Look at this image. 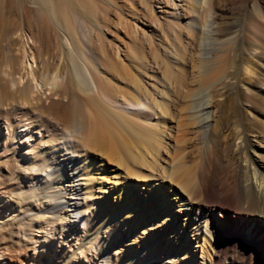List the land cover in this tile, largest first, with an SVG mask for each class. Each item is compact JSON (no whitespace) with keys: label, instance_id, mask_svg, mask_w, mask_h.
Here are the masks:
<instances>
[{"label":"bare ground","instance_id":"bare-ground-1","mask_svg":"<svg viewBox=\"0 0 264 264\" xmlns=\"http://www.w3.org/2000/svg\"><path fill=\"white\" fill-rule=\"evenodd\" d=\"M43 2L36 64L0 84V107L26 106V170L72 162L67 195L41 204L69 210H45L67 219L51 235L98 264H264V0L113 3L109 37L90 1ZM69 10L94 30L85 44ZM225 155L234 195L191 198Z\"/></svg>","mask_w":264,"mask_h":264},{"label":"rangeland","instance_id":"rangeland-1","mask_svg":"<svg viewBox=\"0 0 264 264\" xmlns=\"http://www.w3.org/2000/svg\"><path fill=\"white\" fill-rule=\"evenodd\" d=\"M50 1L57 4V0ZM76 1L80 6H83L84 1H90L92 10L94 11L96 8L93 14L96 16L95 19L102 26L105 23L108 24V26L105 25L108 27V31L104 34L107 37L111 36L110 33H112L109 24L118 16V10L113 3H117V6L120 7L143 4V0ZM43 3V0H0V84L9 85L10 78L18 76L20 82L26 81L28 79L27 72L31 66H35L36 61L31 52L38 44L33 41L32 35L38 33L37 19L42 15L41 5ZM231 9L233 8H229L230 12L233 11ZM68 12H70L67 14L68 19L73 24L71 25L75 29L76 35L85 44L91 37V32L93 34V28L88 23L86 24L87 20L83 19L78 12L72 10ZM219 12L212 4H209L208 14L211 18H214L215 14ZM104 20L105 23H101ZM120 20L119 27L122 28L124 17ZM260 24L264 28V20H261ZM20 51L24 52L23 55ZM23 107L20 108L21 111L16 113L14 112L15 108L11 110L8 107L6 109L0 107V264H98L97 253L86 254L84 257L80 254L78 256L75 251L78 243L71 241L70 236L64 242L61 240L60 234L56 233L57 228L62 223L64 224L67 219L62 223L58 220L56 223H50L46 221L47 219L42 218L47 212H51L52 215L65 214L67 216L69 210L60 209L53 202L50 203L52 205L49 204L51 207L41 204H46L50 195H62V197L67 195L68 189L64 184L67 177L71 179V174L69 175L68 172H70L72 162H68L67 159L57 160V163L55 162L46 169H39L40 171L38 168L26 170L25 166L29 162V153L24 152V154L22 152L24 147L33 148L36 139L33 140V138L26 136L31 133L32 128L28 125L29 120L22 118L26 106ZM209 149L207 148V150ZM220 160L214 161L211 166L205 165L206 168L204 166L201 169L202 172L199 173L200 184H197L198 187L195 189L196 191H193L195 194L192 192L191 198L195 200L201 198L200 200H202L205 196L206 198L212 197V199L218 197L219 200L226 201L228 197L234 195L236 165L226 155ZM75 192L78 195L76 200L81 201L80 192L77 188ZM64 193L66 194L64 195ZM31 196H34L33 200H31ZM28 197L30 200L25 201ZM37 225H44L47 231L45 227L44 230ZM53 229L56 230L54 236L51 235ZM45 236L52 237L51 245L48 244L49 247L44 245ZM60 245L63 248H60ZM50 247L51 250H49ZM147 263L143 262L142 264Z\"/></svg>","mask_w":264,"mask_h":264}]
</instances>
